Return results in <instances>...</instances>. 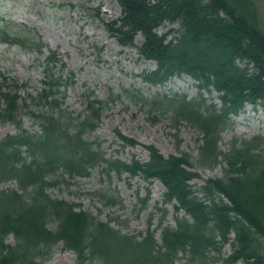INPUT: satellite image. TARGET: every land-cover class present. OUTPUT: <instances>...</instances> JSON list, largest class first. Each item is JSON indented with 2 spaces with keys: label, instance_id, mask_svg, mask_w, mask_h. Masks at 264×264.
Segmentation results:
<instances>
[{
  "label": "trees",
  "instance_id": "16d2710c",
  "mask_svg": "<svg viewBox=\"0 0 264 264\" xmlns=\"http://www.w3.org/2000/svg\"><path fill=\"white\" fill-rule=\"evenodd\" d=\"M116 1L121 17L106 24V29L119 44L137 48L141 58L156 64L155 70L141 76L143 82L163 85L174 76L188 75L199 90L216 91L220 107L203 99L188 101L184 95L156 94L148 99L138 92L126 93L133 101L158 105L152 111L167 114L176 127L186 122L203 135L202 142L195 158L188 154L164 157L147 146L145 163L106 159L101 143L88 141L85 134L97 127L107 104L88 93L86 114L72 117L61 111L55 95L62 79L52 71L57 61L52 53L44 88L35 97L30 95L39 108L30 112L39 132L18 130L0 140V184L13 181L18 186L0 190V205L5 207L0 211V264H41L37 258L58 243L77 256L78 264H176L178 260H184L182 264H264V138L232 145L227 152L218 147L230 116L240 114L245 104L264 105V31L256 1ZM165 22L179 24L176 35L170 36L173 30L161 36L156 33ZM137 34L142 36L140 46L134 43ZM2 36L9 43L26 41ZM24 46L38 53L43 47L40 42ZM21 87L26 85H17L0 72V123L19 129ZM117 137L124 145L135 144L119 132ZM218 158H222L223 176L193 189L190 181L197 174L185 167H192L193 161L199 168H213ZM102 165L106 173L128 172L163 184V203L174 202L176 215L175 227L161 229L160 243L149 231L141 241L121 234L47 193L59 177H87L89 170ZM180 210L188 217L177 216ZM230 234L234 235L231 254L215 257V238L225 244ZM8 235L13 236L14 245L5 244Z\"/></svg>",
  "mask_w": 264,
  "mask_h": 264
},
{
  "label": "rangeland",
  "instance_id": "374dc122",
  "mask_svg": "<svg viewBox=\"0 0 264 264\" xmlns=\"http://www.w3.org/2000/svg\"><path fill=\"white\" fill-rule=\"evenodd\" d=\"M255 1L264 30V0ZM120 15L116 0H0V70L20 82H29L27 91L20 93L18 103L17 119L21 129L12 123H0V140L16 134L18 130L28 133L38 131L30 112L34 113L39 108L31 103L27 93L34 95L38 91L47 68L44 58L49 52L57 50L65 68L61 72L59 63L53 72L73 76L72 81L64 80L59 88L58 96L63 98L65 110L72 116L80 114L84 110L83 94L86 90L93 91L100 100L112 99L103 108L98 127L92 133H87L90 141L101 142L106 158L126 163L132 159L145 162L148 159L143 148L145 145H154L166 157L183 153L196 156L201 135L195 129L184 122L174 128L167 114L152 111L158 105L128 101L123 91H137L146 98L156 93L168 96L180 94L189 100L204 99L206 104L219 105L217 93L198 92L196 82L187 76L174 78L163 87L144 84L140 75L155 69V64L140 60L134 49L119 46L104 28V23ZM178 27L176 23H164L157 33L162 35ZM27 29L32 30L31 33ZM2 30L12 37H27L26 42L30 37L39 39L45 45L43 54L46 55L40 57L32 49L5 42ZM141 41V36H138L137 44L140 45ZM228 126L218 144L222 152L229 151L233 144L241 141H249L256 136L264 138V106L247 105L240 115L230 119ZM116 131L134 139L137 145L122 146ZM104 168L101 166L90 170L85 178L59 177L58 184L49 188L48 194L51 198L75 205L77 210L96 216L121 234L134 236L141 241L151 231L155 240L160 242L161 228L175 227L173 204L165 205L162 202V184L156 180L147 182L140 177L130 178L128 174H107ZM222 168L221 159L220 164L212 169H197V165H194L192 171L198 177L191 181L192 187L203 185L209 178L222 177ZM17 187L14 182L0 184V190ZM108 199L115 203L106 204ZM4 210L5 207L0 205V211ZM14 243L12 235L6 236L5 244ZM231 249L230 244L219 245L215 249V256L220 254L226 258ZM37 261L41 264H78L76 255L63 249L60 243L49 251H43Z\"/></svg>",
  "mask_w": 264,
  "mask_h": 264
}]
</instances>
